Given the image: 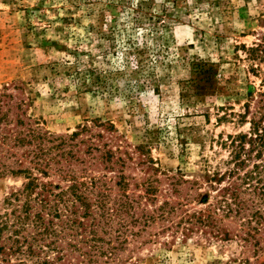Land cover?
Masks as SVG:
<instances>
[{"label":"rangeland","instance_id":"obj_1","mask_svg":"<svg viewBox=\"0 0 264 264\" xmlns=\"http://www.w3.org/2000/svg\"><path fill=\"white\" fill-rule=\"evenodd\" d=\"M263 21L264 0H0L6 129L53 141L46 173L34 145L1 156L0 172L20 159L31 175H0V224L15 225L0 244L21 232L0 264H264V223L220 209L236 180L217 182L264 93V62L241 48Z\"/></svg>","mask_w":264,"mask_h":264},{"label":"trees","instance_id":"obj_2","mask_svg":"<svg viewBox=\"0 0 264 264\" xmlns=\"http://www.w3.org/2000/svg\"><path fill=\"white\" fill-rule=\"evenodd\" d=\"M264 23V21H263ZM242 50L246 53L250 60L264 62V35L260 39V43L254 44L252 47H246L245 45L241 46ZM5 96L0 94V159L1 156L9 154L13 149L17 148H27L34 145V149L30 151V154H34V168L39 169L46 173L45 166L48 164V154L51 149L47 148V143L50 144V137L46 134H43L41 131L33 129L30 124L26 123L24 120L17 119L15 121V128H23V130L10 129L7 130L6 127L9 125L10 121L8 118L7 112H4L5 107L8 106L3 98ZM254 112H250L249 106L246 108V113L241 116L243 121L246 120L247 116H250V130L247 134L240 133L237 136L228 137V142L226 141L223 145L232 149L231 151V160L230 164H233V169L228 171L217 180L220 184L225 175H228L229 178H235L236 181H233L228 187H224L222 190L221 200H220V209L224 207L227 215L235 212L236 215H248L249 224L254 221V224L261 225L264 223V93L261 94V98L258 101ZM19 118V117H18ZM3 125V126H2ZM78 136V134L73 133V137ZM63 143V141H62ZM59 145H57V148ZM53 149H56L53 147ZM12 156L11 154H9ZM16 156L15 154H13ZM8 159V158H7ZM3 170H1L0 175H5L9 173L11 175H22L29 174L31 171L28 168L22 167V161L18 159L16 161V166L9 167L7 165H2ZM38 184L36 179H30L29 182L25 185V188L21 194L14 197V202L19 201L20 197H25L28 201L24 203L22 209L24 210V217L21 215L18 216V224H24L22 222L28 221L30 219V211L33 209L31 206L30 199L34 194L35 190H38ZM78 187L73 185L70 190L71 193L74 192V195ZM44 193H49L50 196L53 194L50 191H47L46 188L42 189ZM39 195V194H38ZM249 195L252 200H245L243 196ZM55 198H59L58 195H54ZM81 204H85V199L79 198ZM37 198V197H36ZM255 198L257 199L255 201ZM229 199L231 201H229ZM44 206L48 208L49 200L47 197L37 198ZM249 201L251 205L249 208ZM11 204V203H9ZM49 210L53 211L54 218H59V211L53 209L49 206ZM233 207L236 209L234 210ZM247 211L249 213H247ZM59 214V215H58ZM33 225H38V228H42L45 224V220L41 213H36L34 216ZM212 220V219H211ZM77 219L71 220V224L75 225ZM49 225H54L52 222H49ZM15 225H7L6 222L2 221L0 224V242L2 240V235L4 231L11 230ZM17 240H13L10 247L0 244V262L4 263L7 257L10 254H15L19 252L18 245L19 243V234L20 231H13ZM45 233H49L47 227H43V230L39 231V235L42 236ZM57 234L55 231L51 235ZM11 239V238H9ZM11 241V240H10ZM30 252L32 253V247L30 246ZM21 251V250H20ZM6 256V257H3ZM6 258V259H5Z\"/></svg>","mask_w":264,"mask_h":264}]
</instances>
